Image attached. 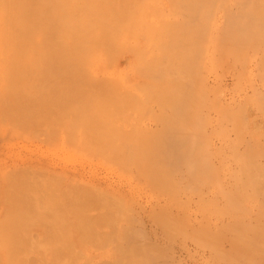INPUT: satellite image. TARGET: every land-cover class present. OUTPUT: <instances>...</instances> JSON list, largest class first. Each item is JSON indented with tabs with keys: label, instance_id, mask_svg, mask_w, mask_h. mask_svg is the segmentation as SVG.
<instances>
[{
	"label": "rangeland",
	"instance_id": "obj_1",
	"mask_svg": "<svg viewBox=\"0 0 264 264\" xmlns=\"http://www.w3.org/2000/svg\"><path fill=\"white\" fill-rule=\"evenodd\" d=\"M45 1L48 16L58 6L64 15L59 16V31L53 29L63 41L60 58L49 63L65 66L71 57L78 66L69 61L61 75L78 76V70H85H73L79 66L90 73L114 69L115 74L99 77L102 81L94 77L96 83L90 82L93 73L89 78L83 74L86 79L80 73L85 83L70 74L66 78L72 80L60 75L59 82L41 84L33 75L44 65V49L33 46L26 62L14 58L18 53L9 48L0 50V87L7 92L0 89V229L7 241L14 238L10 264H123L119 246L137 247L157 264H264V192L254 189L264 183V17L254 18L260 15L254 11L264 10V0ZM241 8L257 23L247 25L242 36L235 31L242 23L237 21L239 9L245 15ZM77 34L79 45L74 44ZM239 37L253 39L247 44ZM20 68L26 72L13 78ZM140 70H162L161 81L174 83L167 86L155 77L151 85L153 78ZM110 87L116 91L109 94ZM8 92L14 94V118L3 111L13 100ZM178 94L184 96L185 108H174L170 99ZM176 113L187 117L189 125L180 130L190 131L200 173L196 178L188 166L174 173L166 171V164L153 166L158 171L140 158L147 153L151 132L160 126L158 119ZM25 157L52 161L57 170L77 168L84 180L44 169L11 170L13 160ZM93 178L100 185L86 181ZM256 212L262 214L260 229ZM119 229L131 232L127 240Z\"/></svg>",
	"mask_w": 264,
	"mask_h": 264
},
{
	"label": "bare ground",
	"instance_id": "obj_2",
	"mask_svg": "<svg viewBox=\"0 0 264 264\" xmlns=\"http://www.w3.org/2000/svg\"><path fill=\"white\" fill-rule=\"evenodd\" d=\"M47 1H49V0H47ZM60 1V0H59ZM61 1H63V0H61ZM68 1V0H67ZM66 1V2H67ZM232 1V0H231ZM241 0H239V2H240ZM245 1V0H244ZM224 2V1H223ZM238 2V3H239ZM246 2V1H245ZM249 2V1H248ZM251 2V1H250ZM253 2V1H252ZM251 2V3H252ZM46 3V4H45ZM56 3H58V1H56ZM69 4H70V1L68 2ZM193 3H196V1L195 2H192V6H193ZM232 3V2H231ZM237 3V2H236ZM242 3H243V1H242ZM255 3V2H254ZM61 4V3H60ZM60 4H57V5H60ZM97 4H99V3H97ZM245 4V3H244ZM250 4V3H249ZM260 4V3H259ZM262 4V3H261ZM47 5H49V3L48 2H46L45 0H0V50H4V51H7L8 50V48H9V51H14L15 53H18V54H16V55H14V58H16V59H18L19 61L21 60V61H25L26 62V60H29V57L31 56L29 53H28V51L31 49V50H34V49H44L43 51L45 52L44 53V55H43V57H44V65H39V67H38V69H37V74L36 75H33L34 76V78H37V80L39 81V82H41V84H45V83H48V82H50L49 84L51 85V83H53V82H59V78L61 77V76H65V79H68V78H70V80H72L71 78L72 77H68V78H66L67 76H70V74H72V72H70V70L72 69H70V70H68V68L69 67H67L66 69L68 70L67 71V73H69L70 72V74H66L65 72V75H61V73L63 72V71H65V70H63V67H64V69H65V66H68L67 65V63L70 61H72L71 59V57L70 56H66L65 58H68V57H70L69 59V61H65V66L62 64H60V63H57V64H55V65H52L51 63H49V61L48 60H54V59H58V58H60V54L58 53V51H60L59 49H61V47H59V46H62V48H63V41L62 42H60V39H59V36H57V34H56V32L55 31H53V29L55 30L56 28H58L59 29V16H60V18H62L63 19V16L64 15H62L61 13H60V11H59V9L58 8H60L59 6H58V8H55V10H54V12H53V14L51 13V12H49V16L47 15L48 13L46 12L47 10H46V8H47ZM246 5H247V3H246ZM52 5H50V7H51ZM99 6V5H98ZM237 6V5H236ZM242 6V5H241ZM245 6V5H244ZM50 7H48V11H50L49 9H50ZM63 7V4L61 5V8ZM70 7V6H69ZM246 7V6H245ZM255 7V6H254ZM254 7H253V9H254ZM257 7H260V9L259 10H261V6H257ZM66 8H68V5L66 6ZM65 8V9H66ZM243 8V7H242ZM241 8V9H242ZM247 8H249V7H247ZM251 8V7H250ZM69 9V8H68ZM68 9H66V10H68ZM228 9H230V8H228ZM238 9V8H237ZM258 9V8H257ZM243 10V9H242ZM244 10H246V9H244ZM243 10V11H244ZM61 11H63L64 12V9H62ZM69 12H70V9L68 10ZM68 11H66V12H68ZM231 11H232V9H231ZM234 11V10H233ZM239 11H240V15L243 17V20H241V18L238 20L237 19V21H240V22H242L241 24L238 22V24L236 25L237 26V30L235 29V31H237V32H239L240 33V35L242 36V32L243 31H245L246 30V28H248V26L247 25H252V24H257L256 22H255V20L253 21H250V19L251 18H253V17H251V18H248L249 16H248V13H246L247 12V10L245 11V15H242L241 14V10L239 9ZM251 11V10H250ZM253 11V10H252ZM261 11H264V10H261ZM261 11H254V13L255 12H259V13H257V14H260L259 15V17H257V16H255L254 18L255 19H257L258 18V21L260 20L261 21V18L262 17H264V14H262V12ZM65 12V13H66ZM68 12V13H69ZM47 13V14H46ZM244 13V12H243ZM50 14H52L53 15V21H51L50 20ZM64 14V13H63ZM70 14V13H69ZM247 14V15H246ZM68 15V14H67ZM250 15H253V14H250ZM262 15V16H261ZM229 16H231V15H229ZM247 20H249V22L247 21ZM257 21V20H256ZM75 22V21H74ZM230 22V21H229ZM251 22V23H250ZM262 22H264V18H262ZM262 22L260 23V25L262 24ZM77 23V22H76ZM75 23V24H76ZM231 23H232V21H231ZM259 23V22H258ZM64 24V23H63ZM234 24H235V21H234ZM68 25V24H67ZM78 25H79V23H77L76 24V26L78 27ZM230 25V24H229ZM250 25H249V27H250ZM260 25H259V27H260ZM262 25H264V24H262ZM73 26H74V23H73ZM230 26H232V25H230ZM63 27H65V24L63 25ZM70 27H71V25H70ZM252 28V27H251ZM262 28V27H261ZM226 29H228V28H226ZM226 29H225V31H226ZM260 29V28H259ZM51 30V32H49ZM254 30V29H253ZM258 30V29H257ZM261 30V29H260ZM259 30V31H260ZM262 30H264V29H262ZM261 30V31H262ZM52 31L54 32V34H56V35H54L53 33H52ZM56 31H59V30H57L56 29ZM227 33H228V31H226ZM231 32H234V30L233 31H231ZM230 32V33H231ZM248 32L250 33V31L248 30ZM254 32H256L257 33V31H254ZM253 32V33H254ZM48 33H52L51 34V36L53 35V37H51L50 36V34L48 35ZM235 34V33H234ZM234 34L232 35V36H234ZM238 34V33H237ZM236 34V35H237ZM247 34V33H246ZM259 34V33H258ZM257 34V35H258ZM72 36L71 37H73L74 35L76 36V33L73 35V34H71ZM50 36V37H49ZM54 36H55V38H54ZM65 35H63V37H64ZM77 36H78V34H77ZM249 36H251V35H249ZM259 36V35H258ZM62 37V38H63ZM52 38H54L55 40L54 41H52ZM68 39H70L69 38V36L67 37ZM73 38H77V37H73ZM72 38V39H73ZM240 38V37H239ZM249 38V37H248ZM247 38V39H248ZM72 39H70L69 41L70 42H72L71 40ZM80 38H79V36H78V40H76L75 42H74V44L76 45V43H78V45H79V43L80 42H77V41H80L79 40ZM242 41L244 40V42L245 43H251L250 41L253 39H249L248 41H247V39H243V38H240ZM240 39H237V41L239 42V40ZM255 39V38H254ZM258 39V38H257ZM260 39V38H259ZM75 40V39H74ZM52 41V42H51ZM254 41V40H253ZM252 41V42H253ZM259 41V40H258ZM261 41H262V39H261ZM34 42V43H33ZM69 42V44H71ZM60 43V44H59ZM62 43V44H61ZM64 43L66 44V42H65V40H64ZM73 43V42H72ZM235 43V42H234ZM243 43V42H242ZM244 43V45H246ZM258 43V42H257ZM49 44H51L52 46L51 47H53V45H54V47L56 46V48H54L53 47V49H51V47H50V49H49ZM74 44H72L73 45V47H74ZM36 45V46H35ZM49 45V46H48ZM78 45H77V47H76V49L78 48ZM252 45V44H251ZM34 46V49H32V47ZM48 46V47H47ZM239 46H240V43H239ZM262 46H264V44H262ZM37 47V48H36ZM65 47V46H64ZM48 48V49H47ZM262 48H264V47H262ZM23 49V50H22ZM261 49V48H260ZM78 50V49H77ZM36 51V50H35ZM63 51V50H62ZM74 51H75V48H74ZM29 52H31V51H29ZM33 52V51H32ZM260 52V51H259ZM27 53L29 54V56L27 55ZM60 53H61V51H60ZM75 53V56L76 57H78L79 58V52H77V51H75L74 52ZM76 53H78L77 55H76ZM261 53V52H260ZM62 55V54H61ZM68 55H70V54H68ZM72 55V54H71ZM249 55V54H248ZM64 56V55H63ZM243 57V56H242ZM253 57H254V55H253ZM62 58V57H61ZM78 58H76V59H78ZM63 59V58H62ZM259 59V58H258ZM20 61V62H21ZM63 61V62H64ZM78 62H79V60H78ZM260 62V61H259ZM262 62H264V61H262ZM71 64H72V66H78V65H75V64H73L72 62H71ZM258 64V63H257ZM69 65H70V63H69ZM71 66V65H70ZM156 66V65H155ZM154 66V67H155ZM80 67H82V68H85V70L87 69L86 67H83V66H79L78 68H73V70L74 69H79ZM158 67V65L156 66V68ZM259 67H260V65H259ZM152 69H154V68H152ZM237 69V68H236ZM262 69V68H261ZM20 71L21 70H24V69H19ZM83 70V71H82ZM85 70L84 69H81L80 71L78 70L77 72L78 73H76V71H75V73L76 74H78V76L76 75H74V73L71 75V76H75V78H77V80H78V77H79V79H80V81H85V80H83V79H81L80 78V75L81 76H83V74H84V76L86 75V76H88V77H86V78H89V75L90 74H92V76H93V78H92V76L90 77L91 79H90V82H95V79H94V77L95 78H98L100 81H102L101 80V78H105V77H107L108 78V76H112V75H114L115 74V71H114V69L111 71V72H109V73H107V71H106V69H100V68H94L93 70H92V72L90 73L88 70H86V72L88 71L89 72V74L87 73V74H85L86 72H85ZM239 70V69H238ZM18 71V70H17ZM82 71V72H81ZM162 70H160V74H157L156 72H154L153 70L151 71V73H149V72H146V71H142V70H140L139 71V73L142 75V76H144V77H148L149 76V78H153V80L150 82V84L152 85V83H153V81H155V77H157L160 81H161V79H160V77L159 76H161V74H163L162 72H161ZM16 72V71H15ZM24 72H26V70H24ZM84 72V73H83ZM185 72H187V71H185ZM238 72V71H237ZM8 73H10V72H8ZM81 73V74H80ZM11 75H12V73H10ZM17 75L16 77H18V78H20L19 76H21L20 74H22L23 75V73H22V71H21V73L19 72V73H14L13 74V78H14V75ZM19 74V75H18ZM80 74V75H79ZM261 74H262V72H261ZM61 75V76H60ZM5 76V75H4ZM60 76V77H59ZM83 76V77H84ZM182 76V75H181ZM11 77V78H12ZM99 77H101V78H99ZM2 79H4L3 78V76L1 77ZM6 78H8V77H6ZM26 78H33L32 76H27ZM25 78V79H26ZM33 78V79H34ZM63 78V77H62ZM74 78V77H73ZM75 78H74V80H75ZM85 77H84V79H86ZM107 78H105V79H107ZM171 78V77H170ZM10 79V78H9ZM8 79V81H11L12 82V79L11 80H9ZM94 79V80H93ZM112 79V78H111ZM36 80V81H37ZM63 80V79H62ZM99 80H97L96 79V82H98ZM110 80V79H109ZM109 80H105V82L106 81H109ZM125 80V79H124ZM30 81H32V80H30ZM35 81V80H34ZM53 81V82H52ZM87 81V80H86ZM103 81H104V79H103ZM5 82H6V80H5ZM39 82H38V84H39ZM79 82V81H78ZM78 82H76V84L78 83ZM95 82V83H96ZM162 83H164L165 85H169V84H173L174 83V79H170V81L168 82H166V81H161ZM81 83V82H80ZM85 83V82H84ZM8 84V83H7ZM11 84H13V82L11 83ZM75 84V83H74ZM82 84V83H81ZM0 85H1V83H0ZM2 85H4V84H2ZM1 85V86H2ZM37 85V84H36ZM48 85V84H47ZM44 86V85H43ZM78 86V85H77ZM80 86V85H79ZM29 88V87H28ZM38 88V87H37ZM70 88V87H69ZM108 88V87H107ZM106 88V89H107ZM146 88H148V89H150L151 87L148 85V86H146ZM0 89H1V87H0ZM8 89H9V87H8ZM11 89V88H10ZM84 89H86V88H84ZM111 87L109 88V89H107V91H108V93L110 94V93H112L113 92V90L115 89V88H112L111 90H112V92H110L111 90ZM147 89V91H149ZM2 90V89H1ZM0 90V91H1ZM11 90H13V89H11ZM11 90H9L11 93H13V91H11ZM30 90V89H29ZM37 90V89H36ZM36 90H34L35 92H36ZM154 90V89H153ZM5 92V90L3 89L2 90V92ZM26 91H27V88H26ZM26 91H24V92H26ZM34 91H32V93L34 92ZM75 91V90H74ZM106 91V92H107ZM115 91H116V89H115ZM114 91V92H115ZM118 91L120 92V90L118 89ZM178 91V89H176V92ZM10 92H8V94H6L7 96H9V94H10V98H12L13 100H11L9 103H8V101H7V104H4L3 105V107H4V109H3V111H5V113L4 114H7V115H5V116H8V117H12V116H14V112H16V110L14 111V106L12 105L13 104V102H14V97H13V95L10 93ZM28 92V91H27ZM252 92V91H251ZM5 93H7V92H5ZM117 93V92H116ZM29 94H31L30 92H28V95ZM72 94V93H71ZM88 94V93H87ZM90 94V93H89ZM121 94V92L119 93V95ZM2 95H3V93H2ZM24 95V94H23ZM26 95V94H25ZM31 95H33V94H31ZM138 96V95H137ZM0 97H1V92H0ZM172 98L170 99L171 101H172V104H173V106H174V108H178L179 107V105H183L184 106V108H185V98H184V96H182V94L180 95V94H178V96L177 95H174V96H171ZM250 97V96H249ZM28 98V97H27ZM170 98V97H169ZM252 98V97H251ZM6 99H8V97L6 98L5 97V100ZM19 99H20V97H19ZM29 99V98H28ZM165 99H167V98H165ZM261 99V98H260ZM25 100H27V99H25ZM169 100V99H168ZM168 100H166V102H165V104L167 103V101ZM30 101V100H29ZM161 101H163L162 99H161ZM160 101V102H161ZM3 102H5V101H3ZM12 102V103H11ZM23 102V101H22ZM2 103V102H1ZM27 103V102H26ZM26 103H24V104H26ZM86 103V102H85ZM162 103V102H161ZM171 103V102H170ZM19 104V103H18ZM163 104V103H162ZM21 105V104H20ZM27 105V104H26ZM1 106V105H0ZM29 106H30V104H29ZM104 106V105H103ZM180 106V107H181ZM17 107V106H16ZM23 107V106H22ZM98 107V106H97ZM106 107V106H105ZM24 108V107H23ZM25 108H27V107H25ZM100 108H101V106H100ZM257 108V107H256ZM259 108V107H258ZM0 109H1V107H0ZM21 109V108H20ZM262 109H264V108H262ZM2 110V109H1ZM18 110V109H17ZM27 111V109H23V110H21V111H23L24 113H25V111ZM95 110H97V109H95ZM20 111V110H19ZM18 111V112H19ZM173 111H174V109H173ZM185 111H187V110H185ZM259 112V111H258ZM20 113V112H19ZM174 113V112H173ZM261 113V112H260ZM9 114V115H8ZM174 115V117L172 116V117H161L160 119H158V121H159V125L161 126V127H163V128H161L160 126H159V128H157L156 127V129L155 130H153L152 132L151 131H149V133L151 132V133H153V134H151V138H148V143L146 142V144H147V146L146 147H148L149 146V148H147L148 150H147V153L146 154H143L142 155V157H140L141 159H143L142 161H145V162H143V163H148V165H151L150 163H152V167L154 166V167H160V166H163V164H164V167H165V164H166V171H173V173H174V171H177V170H179V169H181V167L182 166H188V167H190V169H191V172L193 171V173H195V174H193L192 175V177H198L199 175H200V173H199V170H197V165H198V160H196L197 158L196 157H194L192 154V148H193V144L192 143H189V138L191 139V134L190 135H188V133H190V131H186L187 133V135L186 134H184L180 129L182 128V126H187V125H189V124H187L186 125V123L188 122L187 121V117H186V114L185 113H179L178 115H177V113L176 114H173ZM175 115H177L176 117H175ZM7 117V118H8ZM3 118V117H2ZM12 118H14V117H12ZM6 121V120H5ZM7 121H8V119H7ZM13 121H14V119H13ZM157 121V122H158ZM240 121V120H239ZM9 122V121H8ZM11 122V121H10ZM2 123V122H1ZM12 123V122H11ZM4 124V123H3ZM191 124V123H190ZM193 124V123H192ZM178 127V128H177ZM195 132V131H194ZM2 135V134H1ZM193 135V134H192ZM148 136V137H149ZM189 137V138H188ZM193 137V136H192ZM195 139V138H194ZM192 146V147H191ZM250 147V146H249ZM261 149V148H260ZM206 150V149H205ZM253 152V151H252ZM250 153V152H249ZM128 154V153H127ZM196 154V153H195ZM251 154V153H250ZM253 154V153H252ZM258 154H260V153H258ZM247 155H248V153H247ZM193 156V157H192ZM128 157V155L126 156V158ZM130 157V156H129ZM250 157V156H249ZM249 157H248V162H250V161H252L251 159H249ZM252 157V156H251ZM258 157V156H257ZM261 156H259V158H260ZM262 158H264V157H262ZM254 162V161H253ZM257 162V161H256ZM251 163V162H250ZM252 164V163H251ZM255 164V163H254ZM158 165V166H157ZM160 165V166H159ZM206 165H207V163H206ZM9 166L11 167V170H13L14 171V167L15 168H20V170H26V169H28V168H30V169H39V170H42V169H44V171H48V172H51V173H55V174H58V173H60V175L61 174H63L64 176V178L66 177V178H72L73 180H79V181H83L84 179L82 178V176H80V174H79V172H78V170H77V168H71V169H68V168H60V170H57V168L58 167H56V165L52 162V161H49V160H46V159H42V158H32V157H25V158H22V159H19L17 162L16 161H12L10 164H9ZM143 166V165H142ZM257 166V165H256ZM144 167V166H143ZM146 167H148L147 165H146ZM145 167V168H146ZM152 167H150L151 169H153ZM207 167V166H206ZM145 168H143V169H145ZM149 168V169H150ZM200 168V167H199ZM256 168V167H255ZM255 168H254V170H255ZM154 169H156V170H158L157 168H154ZM161 169V168H160ZM159 169V170H160ZM203 169H204V167H203ZM206 169V168H205ZM156 170H154V171H156ZM158 170V171H159ZM183 170V169H182ZM189 170V169H188ZM249 170H251V169H249ZM257 170H259L258 168H257ZM261 170H262V168L259 170L260 171V173H261ZM161 172V171H160ZM163 172V171H162ZM180 172V171H179ZM181 173V172H180ZM186 173V172H185ZM190 173V172H189ZM204 173V172H203ZM153 174H154V172H153ZM163 174V173H162ZM166 174V173H165ZM208 174V173H207ZM255 174V173H254ZM256 174H257V171H256ZM262 174H264V173H262ZM152 175V174H151ZM150 175V176H151ZM0 176H2V178H3V175H0ZM62 176V175H61ZM78 176H80L81 178H79ZM153 177L155 176V175H152ZM182 176V175H181ZM153 177H149V178H153ZM257 177V176H256ZM1 178V179H2ZM148 178V179H149ZM185 178V177H184ZM230 178V177H229ZM254 178V177H253ZM71 179V180H72ZM98 179V178H97ZM159 179H161V178H159ZM191 179V178H190ZM198 179V178H197ZM203 179V178H202ZM151 180V179H150ZM155 180V178H153V180L152 181H154ZM187 180V179H186ZM192 180H194V178L192 179ZM86 181L87 182H89V184H92V185H96V184H98V185H100L99 184V182H101V181H96V179H94L93 178V180H91V182L90 181H88L87 179H86ZM157 181V180H156ZM155 181V182H156ZM162 181V180H161ZM158 182V181H157ZM166 182V181H165ZM203 182H205V181H203ZM261 182V183H260ZM259 182V184H257V185H260V187L259 186H257V185H255V187H254V189H255V192H256V194H257V192H264V185H262V184H264V183H262V181H260ZM246 183V182H245ZM161 184V183H160ZM172 185V184H171ZM229 186H230V184H229ZM245 188V187H244ZM243 188V189H244ZM259 191H258V190ZM257 190V191H256ZM65 192V191H64ZM243 192V191H242ZM68 193V192H67ZM252 193H254V191L252 192ZM258 193V194H259ZM62 194H64V193H62ZM69 196H70V194H69ZM75 197H76V195H74ZM262 196V195H261ZM73 197V196H72ZM262 197H264V196H262ZM45 199H46V197H44ZM66 198V197H65ZM64 198V199H65ZM74 198V197H73ZM79 197L77 196V198H75V199H78ZM42 199V198H41ZM50 199V198H49ZM69 199V198H68ZM39 200V199H38ZM73 200V199H72ZM36 201V200H35ZM47 201H50V200H47ZM59 201V200H58ZM67 201V200H66ZM258 201V200H257ZM0 202H1V200H0ZM60 202H61V200H60ZM60 202H58L59 204H60ZM259 202V201H258ZM257 202V203H258ZM38 203V202H37ZM51 203V202H50ZM63 203H65V202H63ZM1 205H2V202L0 203ZM61 204H62V202H61ZM41 205V204H40ZM57 205V204H56ZM59 206V205H58ZM61 206V205H60ZM258 207V206H257ZM256 207V208H257ZM262 207H264V206H262ZM262 210H264V209H262ZM1 211V210H0ZM258 213H259V211H257ZM257 212H256V214H257ZM0 215H2L1 214V212H0ZM40 215V214H39ZM74 215V214H73ZM260 215H262L261 213H260ZM260 215L258 216V214L257 215H254V216H256V219H255V217H254V219H255V221L257 222L258 220H259V218H260ZM71 217H72V215H70ZM41 217V216H40ZM253 217V216H252ZM258 217V218H257ZM27 218V217H26ZM39 218V217H38ZM67 218H70V217H67ZM74 218H76V216L74 217ZM261 218H264V216H261ZM260 218V219H261ZM36 219V218H35ZM253 219V218H252ZM262 220V219H261ZM261 220H259L257 223L259 224L258 226H260V227H258V229H260L261 228V225L262 224H264V223H261V225H260V223L259 222H262ZM244 221L242 220V222L241 223H243ZM248 222H249V224H254L255 222H254V220L252 221V222H250V220H248ZM257 223H255V225L256 226H254L255 228H257ZM252 224V225H253ZM262 226H264V225H262ZM0 227H1V225H0ZM5 227V226H4ZM33 227H35V225L33 226ZM42 227H44V226H42ZM7 228H9V227H6V229ZM12 228V227H11ZM13 228H14V226H13ZM45 228V227H44ZM50 228V227H49ZM262 228H264V227H262ZM1 230V229H0ZM3 230V229H2ZM2 230L0 231V260H2V258H3V261H0V263L1 262H3V264H4V261H5V263L6 262H8L9 264L10 263H14L13 262V259L10 261V258H9V260H8V257H10V255L11 254H13L14 253V238H11L12 236H11V234L8 232L7 234H10L9 236H11L10 238L12 239V240H9L8 239V241L6 240V238L4 237V235L6 236V234H5V232H2ZM9 230V229H8ZM12 230H14V229H12ZM45 231H46V229H44ZM120 230V229H119ZM256 230V229H255ZM127 231H129V230H127ZM44 232V231H43ZM114 232H116V231H114ZM120 232H122L121 230H120ZM12 233V232H11ZM46 233V232H45ZM123 233V232H122ZM127 233V232H126ZM126 233H123V235H125ZM128 233H131V232H128ZM127 233V234H128ZM109 234V233H108ZM107 234V235H108ZM126 234V236L124 237V238H126L125 240H127L129 237H128V235ZM115 235H116V233H115ZM246 235H248L247 233H246ZM260 235V234H259ZM8 236V235H7ZM6 236V237H7ZM117 236V235H116ZM120 237H122V236H119L118 238H120ZM246 237V236H245ZM8 238V237H7ZM131 238V237H130ZM257 238H258V236H257ZM10 241V244H12L13 243V245H11L12 246V248L10 247H8V242ZM7 243V244H3V243ZM123 242V241H122ZM148 245H149V243L148 242H146ZM135 244V243H134ZM249 244V243H248ZM262 244V243H261ZM140 245V244H139ZM139 245H136V246H138L139 247ZM125 246V245H124ZM145 246H147V245H145ZM10 249H8V248ZM132 246H130L129 248L128 247H122L121 248V246H119L118 248H117V252L119 253V254H122V255H124L125 257H126V261H124V262H122L123 264H130L131 263V261H132V263L134 264L135 262H136V259H139V262H137V263H140V264H157L156 262L154 263V262H152L151 260L153 259H151V260H149L150 259V257H152V256H150V257H148L147 259H146V257H147V254H149V253H140V251H139V248H137V247H132ZM151 247V246H150ZM252 247V246H251ZM255 247V246H254ZM256 248V247H255ZM148 249V248H147ZM182 249V248H181ZM116 250V249H115ZM143 250V249H142ZM145 250V249H144ZM143 250V251H144ZM150 250V249H149ZM251 250H252V248H251ZM250 250V251H251ZM259 250V249H258ZM146 251V250H145ZM253 251V250H252ZM256 251V250H255ZM116 252V253H117ZM148 252V251H147ZM245 252V251H244ZM254 252V251H253ZM262 252V251H261ZM117 253V254H118ZM142 255V256H139V255ZM250 254V253H249ZM252 254V253H251ZM118 256V255H117ZM120 256V255H119ZM124 256H122V257H124ZM244 255H242V257H243ZM252 256V255H251ZM255 256V255H254ZM11 257H14V254H13V256L11 255ZM121 257V256H120ZM131 257H134L135 258V262L133 261V259L132 260H130L131 259ZM139 257V258H138ZM245 257V256H244ZM262 257H264V255H262ZM128 258V259H127ZM249 258V257H248ZM259 258V257H258ZM4 259H7L8 261H6V260H4ZM173 259V258H172ZM155 260V259H154ZM255 260V259H254ZM162 261V260H161ZM173 261H175V260H173ZM261 261V260H260ZM127 262V263H126ZM165 262V261H164ZM113 263V262H112ZM116 263H119L118 261L116 262ZM131 263V264H132ZM160 263V262H159ZM250 263H251V261H250ZM161 264V263H160Z\"/></svg>",
	"mask_w": 264,
	"mask_h": 264
}]
</instances>
